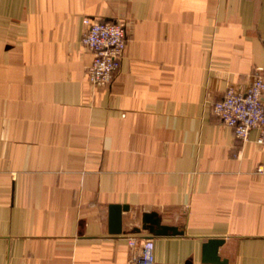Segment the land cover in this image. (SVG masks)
Returning <instances> with one entry per match:
<instances>
[{
    "label": "crops",
    "instance_id": "obj_1",
    "mask_svg": "<svg viewBox=\"0 0 264 264\" xmlns=\"http://www.w3.org/2000/svg\"><path fill=\"white\" fill-rule=\"evenodd\" d=\"M86 16L127 26L108 86ZM258 74L264 0H0V264H131L128 236L155 264H264V145L213 111ZM151 211L184 234L149 237Z\"/></svg>",
    "mask_w": 264,
    "mask_h": 264
},
{
    "label": "built area",
    "instance_id": "obj_2",
    "mask_svg": "<svg viewBox=\"0 0 264 264\" xmlns=\"http://www.w3.org/2000/svg\"><path fill=\"white\" fill-rule=\"evenodd\" d=\"M83 24V43L94 53L88 80L94 86H108L121 67L128 41L127 26L89 16L83 18ZM213 111L244 142L251 130L258 129L257 142L264 145V76L258 74L246 84L229 86L224 97L215 102ZM128 243L137 250L131 264H155L152 238L128 236Z\"/></svg>",
    "mask_w": 264,
    "mask_h": 264
},
{
    "label": "water",
    "instance_id": "obj_3",
    "mask_svg": "<svg viewBox=\"0 0 264 264\" xmlns=\"http://www.w3.org/2000/svg\"><path fill=\"white\" fill-rule=\"evenodd\" d=\"M127 204H111L109 207V232L111 234L123 233V212L128 211ZM162 216L157 211L144 212L142 215V229L150 232L149 237L183 235L184 231L177 226L163 224ZM223 243L222 239L212 238L204 246V262L226 263L219 255V247ZM189 260L184 264H191Z\"/></svg>",
    "mask_w": 264,
    "mask_h": 264
}]
</instances>
